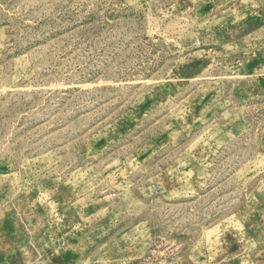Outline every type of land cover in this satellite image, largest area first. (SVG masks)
<instances>
[{"label":"rangeland","instance_id":"1","mask_svg":"<svg viewBox=\"0 0 264 264\" xmlns=\"http://www.w3.org/2000/svg\"><path fill=\"white\" fill-rule=\"evenodd\" d=\"M0 264H264V0H0Z\"/></svg>","mask_w":264,"mask_h":264}]
</instances>
